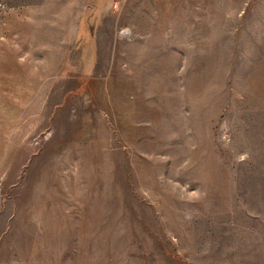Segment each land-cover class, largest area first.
<instances>
[{
	"label": "rangeland",
	"instance_id": "obj_1",
	"mask_svg": "<svg viewBox=\"0 0 264 264\" xmlns=\"http://www.w3.org/2000/svg\"><path fill=\"white\" fill-rule=\"evenodd\" d=\"M0 264H264V0H0Z\"/></svg>",
	"mask_w": 264,
	"mask_h": 264
}]
</instances>
